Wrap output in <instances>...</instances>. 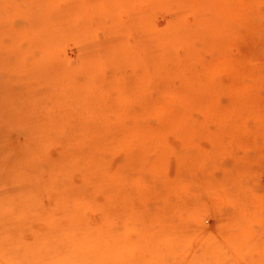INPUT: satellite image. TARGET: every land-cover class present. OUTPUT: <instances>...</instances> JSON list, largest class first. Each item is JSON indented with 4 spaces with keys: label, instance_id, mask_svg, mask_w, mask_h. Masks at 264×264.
I'll list each match as a JSON object with an SVG mask.
<instances>
[{
    "label": "bare ground",
    "instance_id": "6f19581e",
    "mask_svg": "<svg viewBox=\"0 0 264 264\" xmlns=\"http://www.w3.org/2000/svg\"><path fill=\"white\" fill-rule=\"evenodd\" d=\"M31 1L40 17L49 15L44 22L49 46L60 22L52 27L56 0ZM195 3L198 25L191 30L189 58L177 59V72L184 77L179 88L164 90L168 98H150L143 86L138 98L82 101L83 110L94 115L91 122L84 117L82 130L62 135L57 168L64 201L59 209L71 224L68 229L60 225L61 264H134L127 260L119 221L137 229L138 264H264V187L257 184V177L264 176V68L255 69L250 56L226 58L225 49L228 35L235 40L240 29L250 32L255 2ZM208 3L213 10L204 6ZM171 41L166 35L154 38L145 47L143 63L158 66ZM213 50L218 54L205 60L204 53ZM226 71L235 82L220 81ZM238 145L243 148L240 155L234 151ZM79 165L82 184L76 202L69 187L71 172ZM180 184L186 185L185 194L179 193ZM101 194L108 197L103 207L107 215L95 228L87 212H92ZM215 195L223 199L220 207L209 208L206 200H199ZM182 211L187 218H182ZM202 213L213 216L220 226L238 224L240 234L225 243L216 233L203 236L205 221L199 223L197 218ZM247 219L261 221L262 227L253 223L244 227ZM105 222L111 224L108 231ZM205 240L211 245L202 252L197 246ZM227 248H233V258L222 260ZM252 252L258 257L253 258Z\"/></svg>",
    "mask_w": 264,
    "mask_h": 264
},
{
    "label": "rangeland",
    "instance_id": "374dc122",
    "mask_svg": "<svg viewBox=\"0 0 264 264\" xmlns=\"http://www.w3.org/2000/svg\"><path fill=\"white\" fill-rule=\"evenodd\" d=\"M195 2L56 0L52 27L58 19L60 22L53 30L51 45L46 46L45 32L49 29L44 22L49 15L40 17L31 0H0V264H61L60 225L68 229L71 224L70 217L59 209L61 199L64 201L57 168L63 154L62 135L82 130L84 117L91 122L94 115L88 108L83 110L82 101L108 103L121 95L138 98L144 87L150 98H168L164 90L179 88L184 77L177 72V59L189 58L186 52L188 45H193L191 30L198 25ZM254 2L256 19L249 27L251 34L242 28L239 39L238 35L235 40L228 35L225 49L226 58L250 56L252 66L261 69L264 0ZM253 26H257L256 30ZM160 35L172 38L169 51L158 58V66L149 68L143 63L145 47L148 44L149 48ZM216 50L204 53L205 60L213 59L218 54ZM115 52L123 57H115ZM237 65L233 67L237 69ZM220 81L235 82L229 71L220 74ZM234 151L241 154L243 148L238 145ZM227 162L231 164V159ZM81 171L80 166L71 172L72 185L69 184L76 202L80 201ZM257 184L264 187V176L257 177ZM185 186L179 185L180 194H185ZM101 196L100 203L97 201L92 212H87L95 228L107 215L103 207L108 197ZM212 197L199 200H206L207 206L220 207L222 197ZM187 214L180 213L182 218ZM197 218L199 223L208 221L201 223L203 236L216 233L220 243L240 234L238 224L220 226L208 213ZM260 222L247 219L243 225L253 223L260 229ZM105 226L110 230V222ZM118 229L125 235L127 260L131 258L138 264L137 229L123 227L120 221ZM207 243L201 241L197 249L203 252L209 247ZM225 251L222 260L233 258V248ZM251 256L257 258L258 254L252 252Z\"/></svg>",
    "mask_w": 264,
    "mask_h": 264
}]
</instances>
